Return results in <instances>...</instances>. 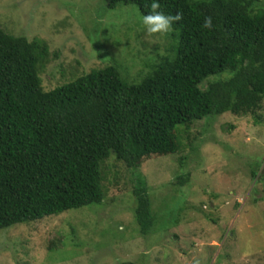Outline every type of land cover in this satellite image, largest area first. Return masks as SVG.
<instances>
[{"label":"trees","instance_id":"1","mask_svg":"<svg viewBox=\"0 0 264 264\" xmlns=\"http://www.w3.org/2000/svg\"><path fill=\"white\" fill-rule=\"evenodd\" d=\"M120 3L145 15L151 0H106L109 9ZM159 4L158 11L179 12L181 19L166 33L167 53L135 80L112 56L46 90L41 71L51 56L48 42L0 25V229L102 202L110 159L138 170L149 158L175 153L184 146L176 135L180 125L190 134L194 120L225 112L261 120L264 0ZM205 17L211 29L201 27ZM133 185L136 217L147 234L158 216L142 173Z\"/></svg>","mask_w":264,"mask_h":264},{"label":"rangeland","instance_id":"2","mask_svg":"<svg viewBox=\"0 0 264 264\" xmlns=\"http://www.w3.org/2000/svg\"><path fill=\"white\" fill-rule=\"evenodd\" d=\"M142 16L135 4L109 9L106 0H0L1 27L48 42L46 90L112 56L130 80L143 76L168 38L146 34ZM257 115H209L190 134L180 125L184 146L138 170L110 159L102 202L0 229V264H264V103ZM139 173L158 216L147 234L136 217Z\"/></svg>","mask_w":264,"mask_h":264},{"label":"clouds","instance_id":"3","mask_svg":"<svg viewBox=\"0 0 264 264\" xmlns=\"http://www.w3.org/2000/svg\"><path fill=\"white\" fill-rule=\"evenodd\" d=\"M148 7V13L140 18V23L143 26V30L148 35L170 32L173 22L181 19L179 12H177L175 16H169L165 15L163 11H158L160 8L159 0H151V3L148 5ZM201 27L204 29H211V17H205Z\"/></svg>","mask_w":264,"mask_h":264}]
</instances>
